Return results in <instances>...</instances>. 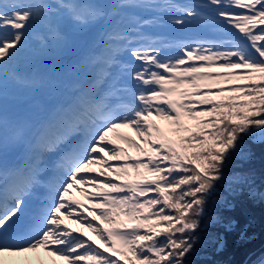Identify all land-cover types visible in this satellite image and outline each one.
<instances>
[{"label": "snow or ice", "instance_id": "6c2138e0", "mask_svg": "<svg viewBox=\"0 0 264 264\" xmlns=\"http://www.w3.org/2000/svg\"><path fill=\"white\" fill-rule=\"evenodd\" d=\"M209 5L216 6L223 25L236 30V38L180 44V55L167 56L163 52L167 45L162 42L133 46L129 38L132 29H128L110 38L127 43L131 60L122 71L129 82L115 79L108 83V73L102 71L93 88L107 85L103 100L94 98L91 90L82 94L74 106L60 109L36 128L28 141H24L22 129L9 127L0 116V151L8 143L23 142L28 153L22 167L11 172L0 169L5 180L13 177L8 191L14 201L0 200V264L4 254L20 256L41 249L65 264H122L117 254L124 256L123 264H184L186 254L193 250L194 230L199 227L206 199L223 179L225 162L242 152L245 137L264 142V0H209ZM154 6L152 0H114L110 13L91 0H56L55 5L46 0H0V74L21 53L34 20L63 10L74 22L88 25L117 14L116 10ZM165 7L183 13L172 21L176 25L201 16L199 6ZM134 19L145 25L153 23ZM203 19L216 23L211 17ZM115 62L106 60L105 64ZM213 67L231 70L216 72V76L247 83L207 88L198 101L204 107H190L183 99L192 95L188 87L199 89L196 77L212 76L202 70ZM225 90L234 94L220 100L207 97L208 92ZM153 114L174 125L171 131L177 134L176 140L151 139L152 135L163 136L151 119ZM184 117L197 121L195 131ZM122 127L132 128L149 144V149H143L135 140L121 137L145 153L146 159L122 158L124 148L109 137ZM182 132L189 134L180 135ZM70 140L75 142L63 151L56 165L62 178L46 184L47 198L33 216L31 227L24 232L11 230L25 211L26 198L40 183L37 175L44 170V154L60 151ZM193 148L197 150L189 153ZM108 161L115 162L109 166L110 172L129 174L131 169L136 179L104 185L99 177H89L94 171L91 165ZM106 175L100 172V177ZM87 183L111 190L90 197L98 216H76L96 239L69 228L63 219L76 213L75 205L66 199L70 189ZM98 220L112 226L105 228Z\"/></svg>", "mask_w": 264, "mask_h": 264}, {"label": "rangeland", "instance_id": "374dc122", "mask_svg": "<svg viewBox=\"0 0 264 264\" xmlns=\"http://www.w3.org/2000/svg\"><path fill=\"white\" fill-rule=\"evenodd\" d=\"M91 2H94L98 5L103 6L106 10H108L110 13L112 12V4L114 3V0H91ZM175 3L178 4L179 0H175ZM197 5L201 7L202 15L205 13V9H208V17L212 18V21H216V23H212L210 21H205V22H198V24L202 27V30L197 34L200 36L199 41H203L202 37H205V41H208L210 38H212L213 35H217L218 33L220 37H226V40L232 39L233 38V32L232 28L227 25H223L221 21H219V18L216 16V6H211L209 5V0H198ZM179 6H193V4H179ZM168 9V8H167ZM128 10L123 9V10H116L117 14L115 15H108L96 22L90 23L88 25H81L77 22H74L71 20L69 17L63 14V10L60 13H53V24L57 23L61 29H62V34H55L50 37H48L49 41L43 42L42 40L37 41L35 44L30 45L27 48V54L30 56L37 57L38 53L43 54L41 51H45V53L51 55V58H54L55 60H48V64H53L55 63V68L56 72L62 71L65 72V68H71L69 65L73 64L76 62L78 58L81 57V51L85 48H91L93 45H95L98 37V34L100 35L98 39L104 34V29H107V32L105 34V44L108 43V40H110L113 36V33L111 30H114L116 34L119 33V31H122L124 27L129 28L131 24L132 18H129L128 15ZM172 13H177L178 15H181L183 13L178 12L175 10V8H172ZM186 20L191 21V18H186ZM64 21V24L62 22ZM167 21V19H166ZM69 25V26H68ZM42 26V23L41 25ZM183 26V25H182ZM181 25H176L173 22L171 23L170 26H162L160 24L154 23V27L157 31V33L165 32L166 34H172L173 31H176V27L182 28ZM151 28V26H146ZM216 27H219L218 30H216ZM194 30L196 29L193 26ZM131 29V28H129ZM128 30V29H127ZM126 30V31H127ZM196 31V30H195ZM66 32V35L64 34ZM193 34V33H192ZM196 34V33H195ZM190 37V33L187 34ZM232 36V37H230ZM60 38V39H59ZM85 38V39H83ZM191 38V37H190ZM65 39L67 41L65 42ZM198 41V40H197ZM196 41V42H197ZM211 41V39H210ZM208 45L206 44L205 47ZM113 47V44L111 41L108 43V51H110ZM80 48V49H79ZM74 56V58L70 57V55ZM62 55H67L70 60L64 59V56ZM76 58V59H75ZM73 61V62H70ZM226 70L227 72L231 71L230 69H223ZM204 71V70H203ZM32 71L30 72V74ZM223 76H217L215 78L209 76L208 79L213 78L211 80V83H215L217 79L221 78ZM217 78V79H216ZM226 78V77H225ZM62 80L65 82V78L58 74H54L52 78V82H49L47 86H41L40 87V93L37 98L42 99L44 96L43 94H46L51 85L53 84V81H58ZM215 80V81H214ZM229 79H227L228 81ZM215 85H211L209 88L215 90L219 87H214ZM192 90H196V87L190 86ZM213 87V88H212ZM202 88V87H200ZM208 87L206 86L205 89L199 92H195L194 95H191L189 97H184L183 99L185 100L186 103H189L190 107H195L197 110L202 108V105L198 104V101L201 99V97L204 95L206 89ZM222 92H208L207 97H212L215 98L216 96H219ZM173 99H181V97L178 96H173ZM151 119L160 126L161 132L163 133V136H165V133L171 134L173 137H175L174 140L177 139V134L172 132L171 129L174 128V125H172L168 120L162 118V117H157L155 114L151 117ZM186 123L191 122L192 120H188L187 117L183 118ZM155 132V130H153ZM181 135V133H180ZM163 136H156L152 135L151 139H162ZM110 139L115 141L116 144H119L121 147L124 148V152L121 154L122 158H135L134 156H141L142 158L146 159L145 153L141 152L138 148L130 145L127 140L121 138V137H128L131 138L132 140H135L136 143L140 145L141 148L143 149H149V144L145 142L143 138H141L136 131H134L132 128H118L114 133L109 134ZM166 137V136H165ZM255 140H258L254 138ZM115 163L114 161H108L107 164L104 165H99V164H94L91 165L90 168L94 169L93 172H90L88 175L90 178H97L99 177L104 185H106L109 181L112 182H127L133 179H136L135 174L132 172L131 169H128L129 174H117L115 172H110L109 171V166L111 164ZM104 171L107 175L105 177H100V172ZM227 188L229 189L230 186L226 185ZM254 190V189H253ZM106 192H111L110 189H107L106 187L102 186L101 184L98 183H87V184H79L75 185L70 189V192L68 196L66 197L68 203H73L76 207V213L72 217H67L64 216V224L67 225L69 228L72 229H78L80 230V225L84 226L83 221H77L76 216L79 213H83L85 217L88 219H91L92 216H98V213L93 211L92 209L95 206V201L91 199L90 197L93 196H99L103 193ZM256 195L258 198L262 199L264 203V188H262L259 192L258 190H254L253 193ZM222 200V198H221ZM76 201H80L79 204H75ZM123 218V217H121ZM218 217H214L212 220L217 219ZM101 226L105 225L107 227L112 226L108 224L105 221L98 220L97 221ZM234 221H230L229 223H225L227 226H230L233 224ZM95 235V233H94ZM95 237V236H94ZM223 244V236L222 234L219 235L218 238V248H220ZM119 246V244L117 245ZM117 256H120L124 260V256L117 254Z\"/></svg>", "mask_w": 264, "mask_h": 264}, {"label": "trees", "instance_id": "16d2710c", "mask_svg": "<svg viewBox=\"0 0 264 264\" xmlns=\"http://www.w3.org/2000/svg\"><path fill=\"white\" fill-rule=\"evenodd\" d=\"M231 81V84L247 83L235 78ZM233 94L225 90L217 98H208L220 100ZM196 123L192 120L187 124L195 131ZM196 150L188 149V152ZM262 188L264 142L245 137L242 152L233 154L225 162L223 179L217 182L215 190L206 199L199 227L194 230L193 250L186 254L184 264H250L260 256L264 252V203L252 193ZM216 216L218 218L212 220ZM231 220L234 223L227 226L225 223ZM220 234L223 236V244L218 248Z\"/></svg>", "mask_w": 264, "mask_h": 264}, {"label": "bare ground", "instance_id": "6f19581e", "mask_svg": "<svg viewBox=\"0 0 264 264\" xmlns=\"http://www.w3.org/2000/svg\"><path fill=\"white\" fill-rule=\"evenodd\" d=\"M28 52L27 50H23L22 54L26 55ZM111 61V60H110ZM47 73L42 74H36L35 76H30L28 78L22 77L19 79V84L16 85L14 89L11 90H5L7 93L6 95L3 90L0 89V116L3 117L4 121L9 127L15 126L19 129H22L28 134L27 141L31 139L32 131L34 129V125L36 123V120H33V113L37 111L36 107L38 101L35 97L32 96V93L34 92L33 88H35V92L37 91V88L40 86L38 82L47 79L50 80V77L46 75ZM48 77V78H47ZM8 96H12L9 98H6ZM28 98H30L29 101ZM26 101V102H24ZM44 101H42V104L40 106L44 108ZM39 112V111H38ZM38 115V113H37ZM27 116H29V120L27 121ZM18 144H12L9 148L12 149L15 145ZM23 148L27 149V145L23 144ZM23 177H20L22 179ZM62 178V177H61ZM19 179V180H20ZM103 227L107 228V226L102 225ZM111 227V226H109ZM80 232H88L89 236H92L93 239H96V234L94 235L91 230L87 229L83 225H80ZM95 236V237H94ZM39 257L41 260H43V264H65L63 260H60L56 257L49 256L44 250H38L37 252H29L21 254L20 256H10L8 254H4L3 257V264H27V261H31V264H39V260L37 259Z\"/></svg>", "mask_w": 264, "mask_h": 264}, {"label": "water", "instance_id": "95a60500", "mask_svg": "<svg viewBox=\"0 0 264 264\" xmlns=\"http://www.w3.org/2000/svg\"><path fill=\"white\" fill-rule=\"evenodd\" d=\"M250 264H264V252Z\"/></svg>", "mask_w": 264, "mask_h": 264}]
</instances>
